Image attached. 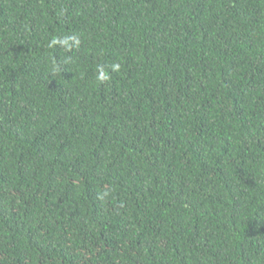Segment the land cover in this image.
I'll return each instance as SVG.
<instances>
[{
    "label": "trees",
    "instance_id": "1",
    "mask_svg": "<svg viewBox=\"0 0 264 264\" xmlns=\"http://www.w3.org/2000/svg\"><path fill=\"white\" fill-rule=\"evenodd\" d=\"M0 264H264V0H0Z\"/></svg>",
    "mask_w": 264,
    "mask_h": 264
}]
</instances>
